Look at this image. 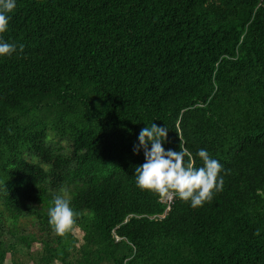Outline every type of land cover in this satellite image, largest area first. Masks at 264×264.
<instances>
[{"label": "trees", "instance_id": "trees-1", "mask_svg": "<svg viewBox=\"0 0 264 264\" xmlns=\"http://www.w3.org/2000/svg\"><path fill=\"white\" fill-rule=\"evenodd\" d=\"M11 16L0 264H264V0H17ZM153 121L197 166L201 147L220 159L223 190L192 207L139 187ZM62 187L77 213L63 234L48 216ZM25 212L42 235L12 230Z\"/></svg>", "mask_w": 264, "mask_h": 264}, {"label": "clouds", "instance_id": "clouds-1", "mask_svg": "<svg viewBox=\"0 0 264 264\" xmlns=\"http://www.w3.org/2000/svg\"><path fill=\"white\" fill-rule=\"evenodd\" d=\"M17 7V0H0V56L12 55L17 50V43L5 39L3 33L9 28L11 13ZM23 44L19 45L22 50ZM168 126L157 124L144 126L138 134V143L133 150L139 152L142 147L145 161L135 169V182L141 188L150 189L164 195L178 196L190 201L192 207L203 205L224 187L221 174L224 164L210 154L207 148H199L196 155L203 164L196 165L195 157L186 143L180 148H166ZM264 196V189H257ZM49 223L58 233H65L76 223L77 213L71 205V197L58 193L48 209Z\"/></svg>", "mask_w": 264, "mask_h": 264}, {"label": "rangeland", "instance_id": "rangeland-1", "mask_svg": "<svg viewBox=\"0 0 264 264\" xmlns=\"http://www.w3.org/2000/svg\"><path fill=\"white\" fill-rule=\"evenodd\" d=\"M51 144L54 147H60L59 149L62 152H67L70 149L68 142L60 140L57 137L52 138ZM65 189L66 188H64V187L58 188V189L55 188L54 190L51 189L50 193L54 194V195H56L58 193L64 194ZM67 193H68V191H67ZM31 207L37 211L40 209V205H38V204H34ZM1 208H2V205H1V201H0V210H2ZM0 218L2 219L4 226H6V224H8L10 222L9 218L6 217L4 213L0 214ZM13 226L14 227H12V230L19 231L20 233L28 235V236H33V235L40 236L43 234V230L41 231L39 228L40 223H39V218H38L36 212L35 213L34 212L23 213L22 215H20L18 217L16 222L13 224ZM76 234H77V237L80 238L81 232L79 230L76 231ZM9 235H10L9 233H5V238L9 237L11 240L15 241V237L14 236L11 237ZM37 246H39L38 242H33L30 249H33ZM19 247H20V245H19ZM22 251H25V250H22ZM22 251H20V252H22ZM5 264H11L9 255H8V258L5 260Z\"/></svg>", "mask_w": 264, "mask_h": 264}, {"label": "built area", "instance_id": "built-area-1", "mask_svg": "<svg viewBox=\"0 0 264 264\" xmlns=\"http://www.w3.org/2000/svg\"><path fill=\"white\" fill-rule=\"evenodd\" d=\"M168 199H170V196L168 197Z\"/></svg>", "mask_w": 264, "mask_h": 264}]
</instances>
